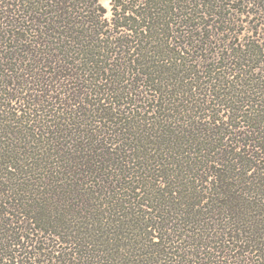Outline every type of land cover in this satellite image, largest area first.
Segmentation results:
<instances>
[{
	"label": "trees",
	"instance_id": "16d2710c",
	"mask_svg": "<svg viewBox=\"0 0 264 264\" xmlns=\"http://www.w3.org/2000/svg\"><path fill=\"white\" fill-rule=\"evenodd\" d=\"M106 13L0 0V264H264V0Z\"/></svg>",
	"mask_w": 264,
	"mask_h": 264
},
{
	"label": "rangeland",
	"instance_id": "374dc122",
	"mask_svg": "<svg viewBox=\"0 0 264 264\" xmlns=\"http://www.w3.org/2000/svg\"><path fill=\"white\" fill-rule=\"evenodd\" d=\"M100 3L107 9L106 16H110V3L111 0H99ZM238 29H245L244 26H239Z\"/></svg>",
	"mask_w": 264,
	"mask_h": 264
}]
</instances>
